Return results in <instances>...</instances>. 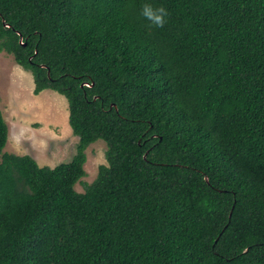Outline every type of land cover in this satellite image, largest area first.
<instances>
[{"label": "trees", "instance_id": "trees-1", "mask_svg": "<svg viewBox=\"0 0 264 264\" xmlns=\"http://www.w3.org/2000/svg\"><path fill=\"white\" fill-rule=\"evenodd\" d=\"M2 51L79 140L5 152L0 107V264H264V0H0Z\"/></svg>", "mask_w": 264, "mask_h": 264}, {"label": "rangeland", "instance_id": "rangeland-1", "mask_svg": "<svg viewBox=\"0 0 264 264\" xmlns=\"http://www.w3.org/2000/svg\"><path fill=\"white\" fill-rule=\"evenodd\" d=\"M0 107L8 125L3 151L30 155L40 166L72 159L79 138L69 123L67 98L49 89L35 94L32 72L5 51L0 52ZM106 149L101 139L87 148L86 175L75 185L77 191L84 192L96 179L99 166L107 163Z\"/></svg>", "mask_w": 264, "mask_h": 264}, {"label": "clouds", "instance_id": "clouds-1", "mask_svg": "<svg viewBox=\"0 0 264 264\" xmlns=\"http://www.w3.org/2000/svg\"><path fill=\"white\" fill-rule=\"evenodd\" d=\"M159 12V15H154L151 10L145 9L144 15L151 19L157 26H160L163 24V15L165 12L163 9H160Z\"/></svg>", "mask_w": 264, "mask_h": 264}]
</instances>
